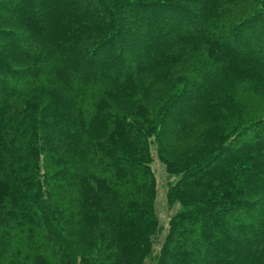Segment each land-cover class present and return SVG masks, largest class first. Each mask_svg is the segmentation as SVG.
<instances>
[{
  "label": "trees",
  "instance_id": "obj_1",
  "mask_svg": "<svg viewBox=\"0 0 264 264\" xmlns=\"http://www.w3.org/2000/svg\"><path fill=\"white\" fill-rule=\"evenodd\" d=\"M251 95L264 0H0V264H264ZM152 146L179 205L161 241Z\"/></svg>",
  "mask_w": 264,
  "mask_h": 264
},
{
  "label": "rangeland",
  "instance_id": "obj_2",
  "mask_svg": "<svg viewBox=\"0 0 264 264\" xmlns=\"http://www.w3.org/2000/svg\"><path fill=\"white\" fill-rule=\"evenodd\" d=\"M148 16H146V18H148ZM133 39H135L136 41V37H133ZM135 45L137 46L138 43H135ZM135 45L134 47H136ZM127 59L128 61L133 62L135 58L134 56L133 57L128 56ZM176 70H182V72H185V69L183 66L176 68ZM6 77L11 78L9 74ZM163 86H165L163 83H154L153 85L154 89H159V88H162ZM243 88H244L243 86H240L239 88H237L238 94H240L241 92L244 93ZM190 90L191 88L187 89L185 96H188L191 94ZM178 101H179L178 104L180 105L181 100H178ZM244 108H245L244 111H245L246 117L257 118V117L264 116V96H255V95H251V97L249 96L248 102ZM213 129L214 127L212 126L210 127L200 126L197 130H195L192 133L193 135H191L190 138L188 137L183 140H179V139L170 140L169 142H170V145L172 147V152H173L171 156L173 157V159H177L183 153L189 151L196 144L197 141L199 142V141L206 139L208 136L212 134ZM151 154H152V161L150 163V168L154 174L155 183H156L154 213L157 216L158 229H159L157 239L161 241L166 235L169 229L170 220L172 216L178 211L179 205L170 204L167 198L168 182L173 181L174 176L169 175V172L164 162L162 161V159H160L157 153V148L155 146L151 147ZM159 247L160 245L157 244L156 250H158ZM78 248L80 249V252L85 255H90L93 252V248L89 246V243L85 242L84 239L82 240L81 247L79 246ZM144 264H153V263L149 260H146Z\"/></svg>",
  "mask_w": 264,
  "mask_h": 264
}]
</instances>
